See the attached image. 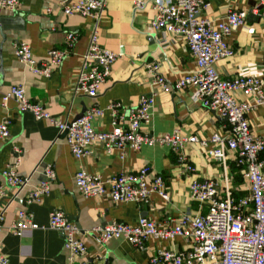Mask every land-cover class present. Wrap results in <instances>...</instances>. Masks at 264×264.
Segmentation results:
<instances>
[{"label": "crops", "instance_id": "obj_1", "mask_svg": "<svg viewBox=\"0 0 264 264\" xmlns=\"http://www.w3.org/2000/svg\"><path fill=\"white\" fill-rule=\"evenodd\" d=\"M59 1L23 0L16 11H4L0 16V120L4 116L11 119L10 137L0 141V183L4 187L0 205L10 201L5 212V227L0 232V251L8 257L7 264H67L60 232L46 227L17 236L8 230L16 210L23 207L32 213L39 226H46L51 210L63 211L79 229L87 247L86 261L89 264H151L150 257L160 248L189 249L191 244L177 237L172 241L149 239L146 249L139 251L122 237L100 243L92 230L110 221L134 224L139 217L146 216L161 223H171L185 212L196 213L198 205L190 197V184L195 178H216L222 185L226 172L233 194L236 197L248 194L242 168L236 164L233 153L228 152L223 168L209 156L210 144L205 147L187 143L179 151L166 145L144 144L136 151L129 149L121 159L117 150L106 153L102 143L94 141L89 155L76 158L69 150L65 134L59 135L50 120L35 119L30 112H20L12 99L5 106L1 104L5 91L12 85L22 84L26 96L42 103L56 119L73 120L83 108L91 105L102 108L103 115L93 119L92 125L97 131H110L114 122L107 109L109 103L119 101L128 108L136 105L142 95L155 92L152 78L145 70L146 62L159 61L170 84L194 69L193 56L181 38L149 30V21L155 14L152 3L146 10L136 12L132 0H107L99 20V42L119 56L95 97L74 93L77 72L94 20L90 16L64 14ZM207 1L209 5L202 14L209 18L223 17L230 7L245 12L244 23L233 29L226 39L233 55L220 59L216 63L217 71L222 77L236 74L257 76L264 89V19L250 12L259 0ZM68 33H73L75 40L62 64L49 77L32 73L14 54L15 43L26 41L33 56L39 61L44 60L50 49L66 48ZM191 93L189 86L177 91L155 92L150 120L142 125L141 131L158 135L179 129L181 133L195 135L201 140L208 139L215 130H225L224 118L194 102ZM237 97L253 102L251 96L238 93ZM247 118L252 132L264 137V106L253 107ZM13 147L21 151L18 174L32 173L28 186L18 194L1 176L5 165L14 161ZM185 159L194 165L192 173L184 171ZM39 161L52 164L56 177L49 195L39 202L25 204V192L41 178L40 171L33 172ZM145 167L150 181L156 176L163 177L169 200L156 193L151 194L149 203H114L107 197L87 198L79 192L74 179L75 172L82 168L109 177Z\"/></svg>", "mask_w": 264, "mask_h": 264}, {"label": "built area", "instance_id": "obj_2", "mask_svg": "<svg viewBox=\"0 0 264 264\" xmlns=\"http://www.w3.org/2000/svg\"><path fill=\"white\" fill-rule=\"evenodd\" d=\"M23 0H0V16L4 11H16ZM155 10L149 21V30L162 31L181 38L194 59V69L184 73L170 84L161 71V63L151 60L145 63V70L152 78L155 92H169L191 87V98L202 107L218 113L226 121V129L215 130L208 139L183 134L179 129L151 135L141 131L150 120L155 102V92L142 95L136 105L125 108L121 102L112 101L107 109L113 117L110 131H97L92 120L103 115V109L91 105L80 117L73 120L56 119L44 105L26 96L22 84L12 85L2 94L1 104L15 101L20 112H30L35 119H46L54 123L60 135L64 131L70 152L76 158L91 153L90 145L100 142L106 153L118 151L123 159L127 151L138 150L144 144L166 145L179 151L187 143L209 146L208 154L221 167H226L228 152L234 154L236 164L242 168V176L249 193L236 197L229 186L227 173L223 182L216 178H195L190 184V197L198 205L196 213L185 212L171 223H161L154 218L141 216L136 223L110 221L93 228L97 240L106 243L116 237L129 240L139 251L146 249L149 239L172 241L180 237L191 246L187 250L174 251L158 249L149 259L151 264H264V137L252 132L247 113L256 106H264V89L259 77L236 74L222 77L216 63L233 55L227 42L231 31L245 21V12L236 7L227 9L219 19L202 14L207 0H132L133 10L144 11L149 4ZM107 0H60L59 5L66 15L90 16L93 18L89 41L82 55L77 72L74 93L95 97L110 76L112 65L119 56L99 42V20ZM250 12L264 19V0H259ZM75 40L73 33L66 35L65 49H50L47 58L37 60L26 41H17L14 54L32 73L49 77L58 68ZM253 97V102L240 100L237 94ZM11 119L0 120V141L9 139ZM14 161L5 165L1 176L16 194L28 186L31 174L19 175L17 167L21 160L20 150L13 147ZM184 171L192 173L194 165L185 159ZM40 171L39 182L25 192V204L39 202L49 195L56 172L52 164L37 163L34 171ZM148 169L135 172L121 171L109 177H102L79 169L74 179L77 189L84 197H107L112 202L132 201L149 203L152 193L164 200L170 199L163 177L156 176L150 181ZM4 187L0 183V201ZM10 201L0 205V232L4 229L5 212ZM54 229L61 233L67 264H89L86 261L87 247L79 229L59 209L48 214L46 226H39L26 208L16 210L15 218L8 230L17 236L37 228ZM8 257L0 251V264H7Z\"/></svg>", "mask_w": 264, "mask_h": 264}, {"label": "water", "instance_id": "obj_3", "mask_svg": "<svg viewBox=\"0 0 264 264\" xmlns=\"http://www.w3.org/2000/svg\"><path fill=\"white\" fill-rule=\"evenodd\" d=\"M84 110H85V109L83 108V109H82V111H81V112H80L78 115H76V117H75L74 119H76V118L80 117V116H81V114L83 113V111H84ZM63 133L65 134V133H66V131H64Z\"/></svg>", "mask_w": 264, "mask_h": 264}]
</instances>
